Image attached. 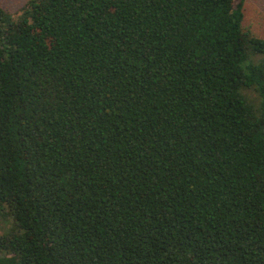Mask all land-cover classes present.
<instances>
[{
	"label": "trees",
	"instance_id": "1",
	"mask_svg": "<svg viewBox=\"0 0 264 264\" xmlns=\"http://www.w3.org/2000/svg\"><path fill=\"white\" fill-rule=\"evenodd\" d=\"M244 2L0 6V264H264Z\"/></svg>",
	"mask_w": 264,
	"mask_h": 264
},
{
	"label": "rangeland",
	"instance_id": "2",
	"mask_svg": "<svg viewBox=\"0 0 264 264\" xmlns=\"http://www.w3.org/2000/svg\"><path fill=\"white\" fill-rule=\"evenodd\" d=\"M27 0H0V6L6 11L15 12ZM246 28L252 29L258 36L264 38V0H245L244 20Z\"/></svg>",
	"mask_w": 264,
	"mask_h": 264
}]
</instances>
